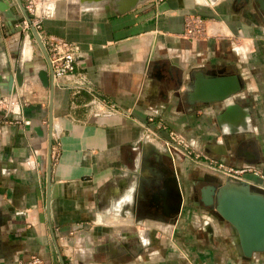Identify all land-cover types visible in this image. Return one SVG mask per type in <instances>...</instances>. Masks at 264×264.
I'll return each instance as SVG.
<instances>
[{
	"label": "crops",
	"instance_id": "crops-1",
	"mask_svg": "<svg viewBox=\"0 0 264 264\" xmlns=\"http://www.w3.org/2000/svg\"><path fill=\"white\" fill-rule=\"evenodd\" d=\"M6 2L19 15L11 8L16 1ZM187 14L219 19L226 30L263 31L234 14L224 0H141L122 13L109 1L40 0L41 37L53 34L78 43L76 70L118 107L113 112L86 90L53 83L55 154L49 183L51 95L37 76L47 62L29 28L25 53L17 34L0 19V72L14 73L16 62L24 75L12 95L19 110L8 113L0 102V264L28 261L33 255L44 264H61L58 250L64 264H264V252L238 256L229 223L216 212L214 217L210 208L192 207L185 186L184 208L173 220L136 210L150 181V157L160 161L169 155L182 186L191 168L208 170L144 138L146 129L165 137L173 128L208 154L264 169V34L190 39L182 34ZM238 41L243 48L235 73L261 96L251 112V103L240 99L249 112L245 109L237 126L220 118L217 127L221 105L190 101L184 94L186 77L197 66L199 52L212 61L231 62L228 48ZM253 41L259 62L247 64ZM163 56L180 68V85H161ZM234 130L239 131L228 133ZM239 140L244 141L243 154L233 156L230 151ZM216 142L224 154L206 147ZM217 175L221 182L227 180ZM250 178L254 186H264V179Z\"/></svg>",
	"mask_w": 264,
	"mask_h": 264
},
{
	"label": "water",
	"instance_id": "water-1",
	"mask_svg": "<svg viewBox=\"0 0 264 264\" xmlns=\"http://www.w3.org/2000/svg\"><path fill=\"white\" fill-rule=\"evenodd\" d=\"M14 7L17 8L19 15L10 9L6 0H0V19L5 21L11 28L12 33H16L19 39V44L24 50V38L27 29L31 31L37 45L41 49L46 62L47 68L39 69L37 76L45 87H49L50 99L53 91V75L50 58L42 37L37 30V27L32 24L31 17L26 12L22 1L15 0ZM101 1V0H92ZM110 1L122 13L133 8L141 0H102ZM89 2L88 0H79L80 4ZM162 68L168 71L171 68L170 60L162 57ZM17 59V56H16ZM169 61V62H168ZM164 69V68H163ZM24 82V75L21 73L18 65L15 62V71L0 72V97L10 96L16 93L17 87H21ZM188 95L190 101L199 100L208 104L222 103V108L217 114V121L221 125V120L233 122L237 124L247 114L245 108L238 102L233 100V96L243 88V82L239 74L232 73L228 75H216L204 77L199 71L195 75V81L190 85ZM52 99L49 104L48 114V151H47V180L49 183L51 171V129H52ZM247 109V108H246ZM248 110V109H247ZM219 125V126H220ZM37 129V128H36ZM239 130L231 131L236 133ZM206 147L211 150L217 149L215 153H225L222 151V145L219 142L207 143ZM179 181L171 184L168 192L171 201H176V207L170 209L167 214L175 218L180 211L182 203L183 191ZM210 191H203L202 199L206 206L214 208V210L229 223L232 230V242L235 247L236 254L246 258L253 257L256 253L264 252V190L254 186L247 181H232L225 180L217 187L210 186ZM58 256L61 264H64L61 253L58 250Z\"/></svg>",
	"mask_w": 264,
	"mask_h": 264
},
{
	"label": "flooded vegetation",
	"instance_id": "flooded-vegetation-1",
	"mask_svg": "<svg viewBox=\"0 0 264 264\" xmlns=\"http://www.w3.org/2000/svg\"><path fill=\"white\" fill-rule=\"evenodd\" d=\"M228 2L229 9L234 13L237 14L244 20L247 24H249L251 27H261L263 28V31L261 32H247L244 28L239 29L238 31L233 30H217L213 32H206L204 34H264V0H224V2ZM225 27L226 24H224ZM243 48L242 45H238L237 47L230 44V47L228 48V53L231 54L232 60L231 62L227 61H212L208 56H205L203 53L197 54V60L198 64L196 67L192 68L187 77H186V83H188V86L186 87V90L184 92L185 95H187L188 91L191 89L190 85L195 81V75L201 71L204 77L208 76H216V75H228L235 73V63L240 62L241 59L238 56V52ZM258 47L256 46L255 42L253 41L251 44L250 50H247L248 52L251 51V58L249 60H245V62L248 64L250 62H259V59L256 57V54L258 52ZM227 52H225L226 54ZM224 54V56H225ZM219 59L222 55L219 56ZM182 74H180V68H176L175 66H171L170 70H162L161 71V85L164 87L169 85H180L183 83V78L181 77ZM243 94H239L237 96H233V100L240 103L241 98H243V102L251 103L248 107L251 112V106L257 99H259L260 92H256L254 88H251L247 85H245V82H243ZM264 94V93H262ZM239 99V100H238ZM200 104L208 105L205 102H200ZM222 108V104L219 103ZM210 105V104H209ZM244 107V106H243ZM246 109V107H244ZM249 112V111H248ZM215 123L218 125L217 118H215ZM220 127V126H219ZM230 133V132H228ZM244 141L239 140L236 141L233 145L234 148L230 151L231 155L233 156H239L240 154H243V147H244ZM151 160L147 163V166L150 170V181L147 184L146 189H144L143 194L144 196L139 197L136 204V210L139 214L142 215H162L165 214L166 218L168 219H174L171 215L167 214L169 210L176 207V201H171V197H169L168 192L170 191L171 184L177 180L178 181V174L176 171V166L174 165L172 159L169 155H163V160H156L152 157H150ZM256 155L253 156L250 159H256ZM245 181V180H244ZM180 186L189 191V199L191 201L192 207H205L210 208L211 210H214V208L210 206H206L204 204V201L202 199V193L203 191H210V186H218L221 183L220 177L210 171V170H204L202 172L198 171L197 169L191 168L186 176L185 185L181 183L180 179ZM253 184V183H251ZM182 188V191H183ZM262 189V188H261ZM186 205V204H185ZM184 208V202L182 198V203L180 205V211ZM179 211V212H180Z\"/></svg>",
	"mask_w": 264,
	"mask_h": 264
},
{
	"label": "built area",
	"instance_id": "built-area-1",
	"mask_svg": "<svg viewBox=\"0 0 264 264\" xmlns=\"http://www.w3.org/2000/svg\"><path fill=\"white\" fill-rule=\"evenodd\" d=\"M21 1L26 12L31 17L32 24L38 27L39 17L37 15V0ZM213 31L214 30H212V32ZM206 32H209L207 18L200 14H187L184 16L182 29V34L184 36L190 39H199L206 37L208 35L204 34ZM42 40L50 58L54 84L67 86L75 90H86L94 99L98 102L100 101L102 105L108 104L111 111L115 112L118 110L114 102H108L104 96L99 94L85 74L76 70L77 56L80 51L78 43L68 41L53 34L45 36ZM0 102L8 113L19 110L18 101L15 96H3ZM142 136L148 139H155L171 154H177L181 158L192 160L229 180H245L249 183H253L250 178L251 176L264 179V169H261L251 162H243L238 165L231 164L222 158L208 154L203 149L193 145L183 133L173 128L167 130V135L165 137H161L157 132L148 129L143 131ZM52 137L56 140L54 132L52 133ZM54 154L55 144L52 142L51 159ZM261 187L264 189V186ZM11 264H44V262L39 256L33 255L28 261L17 259Z\"/></svg>",
	"mask_w": 264,
	"mask_h": 264
},
{
	"label": "rangeland",
	"instance_id": "rangeland-1",
	"mask_svg": "<svg viewBox=\"0 0 264 264\" xmlns=\"http://www.w3.org/2000/svg\"><path fill=\"white\" fill-rule=\"evenodd\" d=\"M40 2V0H37V3H39ZM207 24H208V31L209 32H212V30H217V29H220V30H223V31H225L226 30V28H225V26H224V24H223V22L221 21V20H219V19H207ZM208 36V38H213V39H217V40H219L220 38H223V37H225L226 36V34H208L207 35ZM203 38H207V37H202V39ZM243 42V41H242ZM242 42H239L238 41V43L239 44H237V45H241L242 44ZM242 48V47H241ZM243 94V90H240L238 93H236L235 94V96H237V95H239V94ZM242 100V99H241ZM2 104V103H1ZM215 104H217V103H215ZM222 104V103H221ZM204 170H206V169H199V171L200 172H202V171H204ZM211 212L215 215L214 217H218V216H216V214L214 213V212H216V211H213V210H211ZM217 213V212H216ZM229 239H231V237L229 238Z\"/></svg>",
	"mask_w": 264,
	"mask_h": 264
},
{
	"label": "bare ground",
	"instance_id": "bare-ground-1",
	"mask_svg": "<svg viewBox=\"0 0 264 264\" xmlns=\"http://www.w3.org/2000/svg\"><path fill=\"white\" fill-rule=\"evenodd\" d=\"M88 1H89V2H87V3H89V4L92 2V0H88ZM109 2H110V1H109ZM51 5H52V4H51ZM215 30H216V29H215ZM215 30H214V31H215ZM217 30L220 31V29H217ZM24 46H25V47H24L25 53H29V46H27L26 43L24 44ZM24 56H26V54H25ZM246 110H247V109H246ZM247 111H248V110H247ZM246 115H247V114H246ZM246 115H245V116H246ZM246 129H247V128H246Z\"/></svg>",
	"mask_w": 264,
	"mask_h": 264
}]
</instances>
